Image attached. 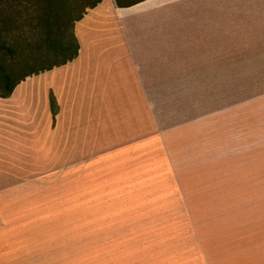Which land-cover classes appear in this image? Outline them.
Instances as JSON below:
<instances>
[{
    "label": "crops",
    "instance_id": "1",
    "mask_svg": "<svg viewBox=\"0 0 264 264\" xmlns=\"http://www.w3.org/2000/svg\"><path fill=\"white\" fill-rule=\"evenodd\" d=\"M73 33L74 59L0 97V221L34 217L19 214L28 203L41 213L46 227L35 233L47 236V258L37 264H213L198 230L182 225L129 228L120 235L142 237L98 246L104 253L87 258L84 236L98 233L87 213V173L95 171L98 187H111L98 202H133L137 159L147 164L144 191L160 199L162 186H152L150 175L152 92L167 90L168 79L195 77L188 88L202 89L215 75L257 71L264 0H139L128 7L101 0ZM3 228L1 235L11 234Z\"/></svg>",
    "mask_w": 264,
    "mask_h": 264
},
{
    "label": "rangeland",
    "instance_id": "2",
    "mask_svg": "<svg viewBox=\"0 0 264 264\" xmlns=\"http://www.w3.org/2000/svg\"><path fill=\"white\" fill-rule=\"evenodd\" d=\"M95 1L0 0L6 48L19 61L20 74L68 56L71 25ZM50 40L63 42L64 49L53 50ZM247 70L212 76L202 89L188 88L195 77L168 79L167 90L152 92L150 175L157 182L152 186H162V197L155 200L144 191L147 164L136 159L139 185L129 190L135 201L98 202V194H108L111 187H98L90 170L87 213L95 217L98 233L84 236L87 258L104 253L98 246L142 237L120 235L129 228L182 225L198 230L197 242L213 264H264V59L257 71ZM170 82H178L176 89ZM21 208L19 214L34 217L0 221L1 231L11 233L0 234V264H37L47 258V236L35 233L46 227V219L31 211L32 203Z\"/></svg>",
    "mask_w": 264,
    "mask_h": 264
},
{
    "label": "trees",
    "instance_id": "3",
    "mask_svg": "<svg viewBox=\"0 0 264 264\" xmlns=\"http://www.w3.org/2000/svg\"><path fill=\"white\" fill-rule=\"evenodd\" d=\"M101 0H96L92 4L88 6V8H93L98 3H100ZM116 5L118 7H128L130 5H133L135 3L131 4H122L119 2V0H116ZM82 17V14L77 17L73 24L71 25V40H72V46L70 50V54L66 57H64L60 62L52 64L48 67H43L34 71H30L28 73H22L19 71L18 65L19 61L15 60L14 57H10L11 51L10 49L6 48V41H5V31L6 29H3L2 26L4 25L2 21H0V97H8L14 87L20 83L21 81H24L27 77L32 76L33 74H38L39 72H42L44 70H49L53 68L54 66L63 65L68 61H71L77 56L78 53V44L76 41V38L73 33V26L76 21H78ZM51 41V48L56 51H62L64 49V43H60L59 45H54L53 40ZM58 46V48L56 47ZM66 49V48H65ZM51 108H52V114H55V106L53 104V98L51 97Z\"/></svg>",
    "mask_w": 264,
    "mask_h": 264
}]
</instances>
